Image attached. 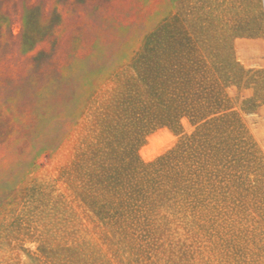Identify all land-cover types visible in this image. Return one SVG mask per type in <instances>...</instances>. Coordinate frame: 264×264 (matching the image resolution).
<instances>
[{"label":"rangeland","instance_id":"rangeland-1","mask_svg":"<svg viewBox=\"0 0 264 264\" xmlns=\"http://www.w3.org/2000/svg\"><path fill=\"white\" fill-rule=\"evenodd\" d=\"M0 264H264V0H0Z\"/></svg>","mask_w":264,"mask_h":264}]
</instances>
